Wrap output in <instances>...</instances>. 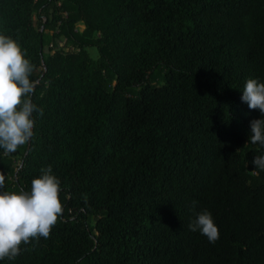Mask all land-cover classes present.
Returning a JSON list of instances; mask_svg holds the SVG:
<instances>
[{
    "label": "trees",
    "instance_id": "obj_1",
    "mask_svg": "<svg viewBox=\"0 0 264 264\" xmlns=\"http://www.w3.org/2000/svg\"><path fill=\"white\" fill-rule=\"evenodd\" d=\"M0 34L35 66L44 112L0 149V191L51 166L64 204L50 238L0 264H264V145L249 142L264 116L241 99L264 83V0H0ZM204 210L215 243L189 230Z\"/></svg>",
    "mask_w": 264,
    "mask_h": 264
},
{
    "label": "clouds",
    "instance_id": "obj_2",
    "mask_svg": "<svg viewBox=\"0 0 264 264\" xmlns=\"http://www.w3.org/2000/svg\"><path fill=\"white\" fill-rule=\"evenodd\" d=\"M35 66L25 58L19 43L10 36L0 34V149L11 154L27 144L34 136V113L43 116L42 108L32 101L36 83L31 80ZM242 101L252 110L259 109L264 116V83L248 79ZM249 142L264 145V118L250 122ZM248 142V143H249ZM255 169L264 170V155L255 156ZM41 175L32 180L30 191H0V260H14L22 245L50 238L52 229L63 215L60 179L52 173L51 166L41 169ZM5 177L0 175V189ZM70 196H65V199ZM197 202H192L193 210ZM189 230L199 231L210 243L219 239V228L212 214L196 213L188 225Z\"/></svg>",
    "mask_w": 264,
    "mask_h": 264
},
{
    "label": "rangeland",
    "instance_id": "obj_3",
    "mask_svg": "<svg viewBox=\"0 0 264 264\" xmlns=\"http://www.w3.org/2000/svg\"><path fill=\"white\" fill-rule=\"evenodd\" d=\"M33 20L36 22L37 21V17L34 16ZM83 28V24L82 23H78L76 25V29L77 30H81ZM86 50L88 51V54L93 58V59H97L98 58V52L96 50L95 47H87ZM17 160V158H16Z\"/></svg>",
    "mask_w": 264,
    "mask_h": 264
}]
</instances>
